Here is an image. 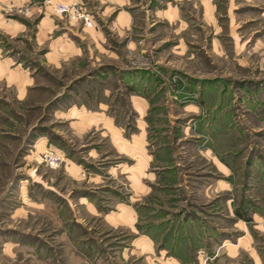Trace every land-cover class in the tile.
<instances>
[{"label": "rangeland", "instance_id": "374dc122", "mask_svg": "<svg viewBox=\"0 0 264 264\" xmlns=\"http://www.w3.org/2000/svg\"><path fill=\"white\" fill-rule=\"evenodd\" d=\"M89 1L0 0V264H264V0Z\"/></svg>", "mask_w": 264, "mask_h": 264}, {"label": "crops", "instance_id": "0c3cea01", "mask_svg": "<svg viewBox=\"0 0 264 264\" xmlns=\"http://www.w3.org/2000/svg\"><path fill=\"white\" fill-rule=\"evenodd\" d=\"M59 2H86L90 3L89 0H55ZM100 5L107 8V12H112L115 10L116 6H118L121 10L115 22L113 23V27L118 31L129 30L132 25L133 18L135 12V3L137 0H98ZM148 13V11H145ZM159 10L155 9L153 11L154 14L158 15Z\"/></svg>", "mask_w": 264, "mask_h": 264}, {"label": "built area", "instance_id": "2783aa9c", "mask_svg": "<svg viewBox=\"0 0 264 264\" xmlns=\"http://www.w3.org/2000/svg\"><path fill=\"white\" fill-rule=\"evenodd\" d=\"M75 10H76V5H63V6H59V8H57V12L61 15L67 14V13H73ZM78 17L83 19L85 24L88 27H92V21L90 20V17L88 16V14L84 15L83 13H79Z\"/></svg>", "mask_w": 264, "mask_h": 264}]
</instances>
